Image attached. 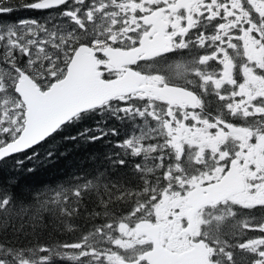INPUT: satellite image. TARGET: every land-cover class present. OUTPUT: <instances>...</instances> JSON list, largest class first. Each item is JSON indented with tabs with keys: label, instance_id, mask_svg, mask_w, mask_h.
<instances>
[{
	"label": "snow or ice",
	"instance_id": "obj_1",
	"mask_svg": "<svg viewBox=\"0 0 264 264\" xmlns=\"http://www.w3.org/2000/svg\"><path fill=\"white\" fill-rule=\"evenodd\" d=\"M112 121L0 183V264H264V0H0V172Z\"/></svg>",
	"mask_w": 264,
	"mask_h": 264
},
{
	"label": "trees",
	"instance_id": "obj_2",
	"mask_svg": "<svg viewBox=\"0 0 264 264\" xmlns=\"http://www.w3.org/2000/svg\"><path fill=\"white\" fill-rule=\"evenodd\" d=\"M29 15H38L39 19H42V16L35 13H14L11 18L18 19L19 17ZM110 124L120 129V135L108 137L105 141H97L88 145H79L73 142L62 143L59 151L63 154L57 155L53 161L40 164L31 173L26 171L14 173L9 169H5L3 172H0V183L8 181L10 175H15L18 183L13 182L14 187L11 188V191L19 196L32 189L45 188L63 183L71 178L74 173L79 172L81 166L91 171L92 163L95 162L98 165L104 154L112 150V144H108L106 141L111 139L113 144H115L124 139L128 131L127 126L121 125L119 122L112 121ZM25 167H32V164L29 162ZM99 222L97 220V223ZM255 234L258 233L249 232L248 236ZM52 236L57 237L55 233ZM51 237L47 234L45 235V239ZM71 238L68 237L66 239Z\"/></svg>",
	"mask_w": 264,
	"mask_h": 264
},
{
	"label": "rangeland",
	"instance_id": "obj_3",
	"mask_svg": "<svg viewBox=\"0 0 264 264\" xmlns=\"http://www.w3.org/2000/svg\"><path fill=\"white\" fill-rule=\"evenodd\" d=\"M33 17H35V18H38L39 19V16L38 15H32ZM24 17H27V16H24ZM19 18H21V17H19ZM18 18V19H19ZM43 18V17H42ZM78 223H82L81 221H78ZM255 235H257V234H255ZM255 235H253V236H255ZM68 237H71V235L70 234H65V235H62V236H60V237H55V236H52L51 237V239H57V238H60V239H66V238H68Z\"/></svg>",
	"mask_w": 264,
	"mask_h": 264
}]
</instances>
